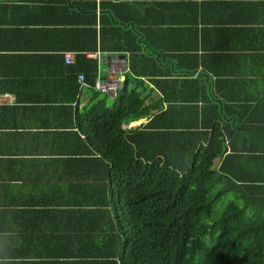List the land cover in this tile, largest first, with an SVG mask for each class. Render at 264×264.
<instances>
[{
    "label": "crops",
    "instance_id": "0c3cea01",
    "mask_svg": "<svg viewBox=\"0 0 264 264\" xmlns=\"http://www.w3.org/2000/svg\"><path fill=\"white\" fill-rule=\"evenodd\" d=\"M95 3L125 10L131 24L126 30L140 48L88 53L99 60L100 76L124 82L133 63L150 72L143 76L147 104L163 100L165 108L166 99L191 103L210 92L228 106L231 137L225 148L239 156L231 167L240 178L260 177L264 0ZM87 5L88 0H0V264L9 256L13 264H87L88 246L109 241L102 229L94 230L105 209L92 206L103 199L96 189L105 179V163L85 157L83 139L92 87L79 89L65 58L75 53L69 47L84 36L87 17L74 16L72 8ZM100 17L97 11L98 22ZM109 97L112 105L115 97Z\"/></svg>",
    "mask_w": 264,
    "mask_h": 264
},
{
    "label": "trees",
    "instance_id": "16d2710c",
    "mask_svg": "<svg viewBox=\"0 0 264 264\" xmlns=\"http://www.w3.org/2000/svg\"><path fill=\"white\" fill-rule=\"evenodd\" d=\"M124 11L111 4L97 8L95 0L72 8L76 17L87 15L67 67L80 90L92 87L83 114L85 157L102 160L106 169L96 189L103 199L92 206L105 209L94 230L102 229L109 241L88 246L87 264H264V172L240 178L231 167L239 156L225 148L231 137L227 104L210 92L191 103L166 99V108L163 100L147 104L144 77L150 72L133 63L112 105L111 93L95 88L99 60L88 53L140 50ZM147 117L146 125L124 129Z\"/></svg>",
    "mask_w": 264,
    "mask_h": 264
},
{
    "label": "built area",
    "instance_id": "2783aa9c",
    "mask_svg": "<svg viewBox=\"0 0 264 264\" xmlns=\"http://www.w3.org/2000/svg\"><path fill=\"white\" fill-rule=\"evenodd\" d=\"M76 55L77 54L72 53L67 54V62H74ZM80 81L82 82V84H85V77L83 74L80 76ZM120 82V78L103 79L99 74L96 79L95 88L99 91L115 94L120 86Z\"/></svg>",
    "mask_w": 264,
    "mask_h": 264
},
{
    "label": "clouds",
    "instance_id": "9594fccd",
    "mask_svg": "<svg viewBox=\"0 0 264 264\" xmlns=\"http://www.w3.org/2000/svg\"><path fill=\"white\" fill-rule=\"evenodd\" d=\"M5 259L4 256L0 255V261H3ZM7 264H13V258L11 256L7 257Z\"/></svg>",
    "mask_w": 264,
    "mask_h": 264
},
{
    "label": "rangeland",
    "instance_id": "374dc122",
    "mask_svg": "<svg viewBox=\"0 0 264 264\" xmlns=\"http://www.w3.org/2000/svg\"><path fill=\"white\" fill-rule=\"evenodd\" d=\"M223 203H224V201H223ZM221 210H222V208H219V210L217 212L220 213Z\"/></svg>",
    "mask_w": 264,
    "mask_h": 264
}]
</instances>
